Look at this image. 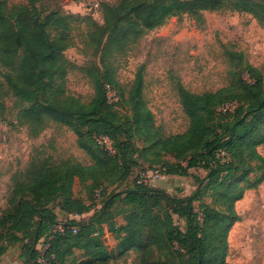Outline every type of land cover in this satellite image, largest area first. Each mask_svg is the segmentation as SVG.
Returning <instances> with one entry per match:
<instances>
[{"label":"trees","instance_id":"1","mask_svg":"<svg viewBox=\"0 0 264 264\" xmlns=\"http://www.w3.org/2000/svg\"><path fill=\"white\" fill-rule=\"evenodd\" d=\"M225 7L264 21V0H102L100 21L60 8L42 16L34 5L11 6L0 0V66L11 69L4 74L5 82L0 80V117L7 111L4 92L12 88L15 95L30 101L18 112L19 121L32 125L48 119L75 129L78 147L94 159L89 166L68 162L15 180L11 205L0 214V261L11 247L20 244L26 264H38L37 245L51 236L47 255L54 256L53 264H112V251L105 243L107 225L118 252L139 253L141 264H233L226 255L229 231L240 220L235 203L264 181V156L258 150L264 144L262 71L245 63L241 77L213 92L194 93L178 84L180 104L189 123L184 132L163 136L151 110L138 100L140 73L127 102L136 108L133 124H127L115 110L122 98L111 101L109 93L117 92L119 82L115 69L106 62L172 17L188 15L202 22L203 12ZM74 24L84 27L82 44L92 50L91 56L100 54L101 62L84 70L94 86L92 101L85 104L70 98L59 106L56 100L65 94L69 70L64 53L76 45ZM20 49L24 54L16 60ZM229 55L231 59L243 57L241 52ZM40 125L32 126L33 137L42 131ZM79 125L87 130L83 133ZM99 136L110 139L114 152L99 143ZM134 136L144 137V144L133 141ZM150 153L165 157L156 160L162 166L140 171L188 176L191 169L205 168L209 171L207 182L195 177L197 191L181 198L136 179L126 190L106 195L107 184L130 175L134 154L144 158ZM76 179L91 190L88 201L75 192ZM205 188L222 195L223 208L194 205ZM116 201L125 209L113 210ZM57 207L66 219H59ZM110 210L115 212L104 216ZM91 211L88 220L69 218ZM175 216L185 221L184 229L174 222ZM58 224H63L64 230L53 232ZM163 254L167 255L164 262L159 260Z\"/></svg>","mask_w":264,"mask_h":264},{"label":"rangeland","instance_id":"2","mask_svg":"<svg viewBox=\"0 0 264 264\" xmlns=\"http://www.w3.org/2000/svg\"><path fill=\"white\" fill-rule=\"evenodd\" d=\"M6 1L11 6L34 5L42 16L59 8L79 14L84 12L81 5L71 6L70 0ZM118 1L120 0H109L111 3ZM202 15V22L188 15L172 17L163 26L131 44L126 52L106 59L115 69L119 82L117 92L111 90L109 96L111 101L119 102V98H122L115 110L127 124H133L136 112V108L127 102L131 99L139 73L142 76L141 96L140 99L137 96L135 99L143 101L151 110L155 126L163 136L182 133L189 123L180 104L178 84L194 93L213 92L241 77L245 63L259 68L264 78V21H259L252 14L233 11L227 7L219 11H205ZM84 32L82 25L74 24L76 45L64 53L69 70L64 82L65 94L56 100L59 106L65 105L70 98L89 104L94 97V86L84 70L91 63L100 64L101 55L91 56L92 50L84 48ZM231 52H241L242 59L239 55L231 59ZM23 54V50H18L16 60ZM10 71V68L0 66V80L5 82L4 74ZM4 94L7 111L4 117H0V214L11 205L16 179L27 177L42 168H60L68 162L85 166L94 164V159L78 147L75 129L48 119L35 121L32 125L19 121L18 112L30 101L26 96L15 95L12 88L7 87ZM35 124H42L40 126L43 129L33 137L31 129ZM79 129L83 133L87 130L80 125ZM132 140L140 145L144 144V137L134 136ZM258 150L264 156V144ZM132 159L133 173L130 171V175L123 181L107 184L106 195L126 190L134 183L142 167H161L162 163H157L156 160L165 157L150 153L144 158L134 154ZM130 162L128 160L127 164L130 165ZM208 172L205 168L191 169L188 176L163 175L148 183L166 190L174 197H187L198 189L195 177L204 179L206 183ZM74 186L78 197L88 201L91 195L88 185L76 179ZM200 195L201 200L194 203L197 208L201 204L223 208L221 194L205 188L200 190ZM112 208L117 211L125 209V206L121 201H116ZM113 210L104 216H111L115 212ZM235 210L240 220L229 231L226 260L233 264H264V181L258 187L247 190L244 197L235 203ZM174 222L180 228H185L183 219L175 216ZM105 243L112 251V264H141L140 254L135 251L120 254L112 236ZM77 253L79 256V251ZM159 260L166 261L167 255L159 256Z\"/></svg>","mask_w":264,"mask_h":264},{"label":"built area","instance_id":"3","mask_svg":"<svg viewBox=\"0 0 264 264\" xmlns=\"http://www.w3.org/2000/svg\"><path fill=\"white\" fill-rule=\"evenodd\" d=\"M101 2L102 0H82L81 7L84 9L83 14L92 16L93 18L97 20L102 19V13H101ZM98 141L101 145H103L106 149H109L111 152H114L112 149V143L110 139L107 136H99ZM163 177V174L160 172V170H142L138 172V175L136 177V180L138 183H148L149 180H157ZM102 193L101 190H98L96 193V198L98 201L101 200ZM64 225L58 224L54 226L53 232L55 231H63ZM73 231L76 232V229L73 228ZM51 236L46 238H42L38 245L37 250L39 253L37 263L38 264H53L52 259H54V256L49 257L47 255V250L49 249V241L51 240Z\"/></svg>","mask_w":264,"mask_h":264},{"label":"crops","instance_id":"4","mask_svg":"<svg viewBox=\"0 0 264 264\" xmlns=\"http://www.w3.org/2000/svg\"><path fill=\"white\" fill-rule=\"evenodd\" d=\"M71 1V6H79L81 5L80 2H75L74 0ZM73 12V11H72ZM75 190V188H74ZM76 192V190H75ZM55 213L58 215L59 219H66L67 215L61 211L59 207L55 208ZM93 212H88L83 215H70V219H76V220H88L92 216ZM109 227L107 225H104L105 229V238L110 239L111 233H109ZM0 264H26L25 259L22 258V249L21 245L17 244L13 247H11L1 258Z\"/></svg>","mask_w":264,"mask_h":264}]
</instances>
